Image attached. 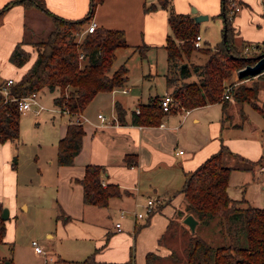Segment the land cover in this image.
Listing matches in <instances>:
<instances>
[{
	"label": "trees",
	"instance_id": "1",
	"mask_svg": "<svg viewBox=\"0 0 264 264\" xmlns=\"http://www.w3.org/2000/svg\"><path fill=\"white\" fill-rule=\"evenodd\" d=\"M100 1L90 0L87 14L77 19L54 14L43 0H9L0 8V23L4 12L15 3H20L25 10L38 8L54 22L45 37L33 42L36 57L19 80L10 84L7 96L0 90V143L10 141L17 144L20 139L21 112L18 110L17 98L23 95L44 88L50 91L57 89L58 94L53 98V103L61 111L67 108L71 117L82 114L98 92L111 91L124 85L127 72L125 64L112 69L115 51L127 46L123 30L97 25L92 32L84 33L80 42H77L78 34L83 31ZM167 1L160 0V6L166 8ZM221 5L218 15L223 21L222 35L226 28L225 38L222 37L214 46L200 47L194 45L199 28L192 14L178 13L173 7H168L167 21L171 34L167 35L164 47L167 56L166 85L172 87L170 95L175 103L173 108L185 110L220 102L223 123L228 118V100L221 96L230 83L233 70L238 72L246 64L254 63L258 55L243 52L248 42L240 41L242 47H238L231 22L235 15H229L228 0H222ZM154 8L153 5L146 10ZM24 43L23 40L18 42L9 55V60L16 66L23 65L29 59L30 53L23 46ZM144 49L142 46L141 50ZM202 60L201 63L197 62ZM192 74L196 79L187 80ZM233 99L248 102L264 116V94L258 97L257 85H238L233 92ZM139 107V113L133 111V124H158L166 112L158 97L150 98L148 103ZM115 111L121 120L124 110L118 102L115 103ZM83 135L82 124L71 121L66 124L65 132L56 146V161L59 165L73 164L82 147ZM227 154L234 153L221 143L215 153L189 172L178 190V193H182V203L176 216L183 219L187 214H192L198 220L193 233L188 229L190 235L184 241L181 252L172 247L166 255L147 252L145 264H264V207H256L243 198L229 196L227 186L230 173L237 167L224 164ZM263 159L245 160L249 165L243 167L252 169ZM16 164L17 156L14 155L13 167L16 168ZM104 172L102 165L87 164L83 176L76 179L82 186L83 203L102 207L107 205L110 197L120 194L117 185H102ZM2 208L0 204V244L6 243ZM182 225L185 226L184 223ZM88 261H93V253L84 262ZM0 262L3 264L4 260L0 259ZM98 264L136 263L130 255L129 259L122 262Z\"/></svg>",
	"mask_w": 264,
	"mask_h": 264
},
{
	"label": "crops",
	"instance_id": "2",
	"mask_svg": "<svg viewBox=\"0 0 264 264\" xmlns=\"http://www.w3.org/2000/svg\"><path fill=\"white\" fill-rule=\"evenodd\" d=\"M8 1L9 0H0V8ZM43 1L50 11L67 19L84 17L88 12L90 3V0ZM221 1L222 0H168L167 7L163 8L160 6V0H101L97 3L95 10L90 17V19L96 21L98 26L108 29H121L124 31L127 46L122 47L125 48L124 52H120H123V57L127 55V58L122 63L121 56V61L119 63L125 64L127 72L126 81L123 86L114 88L111 91L98 92L82 113L85 118L83 123H81L84 129L82 147L79 153L75 156L73 162H76L81 166L82 175L79 178L83 176L84 168L87 164H99L102 165L105 170L102 180L107 184L112 183L117 185L120 190L118 196H113L108 199L106 206L99 207L83 203V211H87L88 215L98 212V217H102L110 211H116L118 214V210L124 208L127 210L126 215L130 213L132 215L134 210L140 211V206H135V203H144L147 198L160 197L162 201L163 199L165 201L166 198H168L166 202H170L172 198H174L173 200L179 198V203L174 207L173 213H170L171 215L162 216V213L160 212L164 205L161 204L152 213L144 215L142 218H134L133 215L135 220L132 224V234L134 235L133 243L135 244V249L140 253V255L137 256L138 260L134 258L136 264H145V256L147 252H155L159 255L168 254L171 247L170 244H167L168 239L165 235L168 231H171L170 226H172V222L177 220L178 217L176 216V211L182 203V193H178V190L184 184L189 172L201 163L204 157H207L210 153L216 150L222 143V140L219 138V146L212 143L209 150L205 153L204 157H202V133L198 134V137H193V140L191 139V141H188L190 137L183 132V129L190 127L187 120L188 115H184L182 109H176L173 107L162 115L158 124H133L131 121L133 111L140 109L139 106L148 103L149 99L152 97H158L160 102L165 94L170 93L172 87L166 85V71L163 92L161 94L151 92L154 84L153 80L157 73L154 69L153 71L150 66H140L139 71L136 72L134 81L133 73L130 71L127 63L128 54L138 49L141 56L146 57L147 54L153 50L162 49L166 51L164 47L166 37L168 34H171L167 21L168 7H173L174 11L178 13L189 14H192L191 8L194 7L198 13L207 14L208 18L205 20H208L214 17H219L218 14L222 7ZM236 1L241 5V9L248 15H257L258 19L252 21L257 25L254 33L257 34L260 32V35L257 38L243 36V26L239 25V19H237L238 13H236L231 20L232 26L234 27L235 38H240V40L238 39L239 42H258V39H260L262 35L264 36V25L261 26L262 21L260 22V19L264 18V0ZM153 5L155 6L154 9L146 10V8ZM260 14L263 18L259 16ZM201 22L198 23V28ZM27 31L26 10L20 3H15L4 12L0 23V84L4 83L6 79L9 78L14 81L18 80L34 61L36 51L33 48H30V43L32 42L26 41ZM201 38L203 39L202 35ZM22 40L25 42L23 46L30 53V59L23 65L16 66L9 60V55L14 46ZM204 41L206 43L208 42L207 39ZM142 46L145 48L144 50L139 49ZM122 48H118L115 51V59H117L119 55L118 51ZM119 65H117V67ZM141 76L143 77V81H147V87L143 82L138 85L139 81L136 80ZM122 89H125V91H122ZM93 101H96L98 104L106 102L109 114L108 116L105 115V121H101L97 116V114L101 112L97 111L95 114L93 111L89 112L87 110ZM116 102H118L124 110L121 120L118 118L115 111ZM216 104L221 105L220 102H217L194 107L189 109V113ZM244 104L252 107L248 102L239 104L237 101H233L230 103L229 108H232L234 105L238 108H242ZM132 105H135V110H132ZM177 113H182L184 118L180 120L174 118ZM227 114L228 118L223 121V123L221 120L223 115L222 110L221 118L219 120H209L207 122V124H209L211 136H214V138H216L218 133L221 134V131L226 128H239L242 126V124H238L237 122H233L232 125H230L229 118H232V115L230 111ZM241 116L242 123L243 119H246V116L244 117L243 112L241 113ZM260 116L264 119V116L261 114ZM191 120L194 122H201L202 116L197 113L191 118ZM64 132L65 128L60 135L61 137ZM181 140H186V143L193 147V154L191 156L186 157V152L182 148L177 147ZM11 149L10 141L0 143V204L2 205L8 186L12 185L15 179V167L12 168L10 162ZM179 150H182V152H179ZM238 156L242 158H238ZM231 157L237 162V168L232 169L231 173L235 170L252 171L255 167L258 168L259 173H264V169L260 170V165L262 163L255 164L252 169H247L243 166L249 165V163L245 162V160L249 159L237 153L226 155V158ZM262 177L261 174L258 176L259 179ZM76 178L79 179L78 177ZM228 194L232 197L229 192ZM22 207L25 209L26 205L23 204ZM84 212H82V218L80 221L83 220ZM68 219L69 216L64 214L63 220L65 221ZM92 224L93 225H90V227L95 230L94 244L96 245L104 235L109 234V230L101 224ZM130 227L131 225L128 228ZM80 229L84 232L79 231L77 235L64 233V235L71 236L77 241L86 239L90 241L93 238V235L91 234L92 229H90V231H88V229ZM122 231L123 225L121 230L117 232ZM114 232H116V230ZM6 233L7 228L5 234ZM46 236L51 238L53 234L51 232H46ZM5 238L7 239L4 235V241ZM116 242L117 241L113 242V238H111L109 246L106 248L107 250L117 249L116 252L112 254H109V252L99 253L96 256V259L93 257V261H88L87 263L82 262V264L122 262L127 260L130 257V252L127 249L128 241L122 244L118 242L117 246ZM160 247L164 248V250L162 251L159 249ZM52 255L54 256L53 263H73L67 258H61L60 255L57 256L53 253ZM142 257L144 258L142 259ZM9 261L14 264L12 260Z\"/></svg>",
	"mask_w": 264,
	"mask_h": 264
},
{
	"label": "rangeland",
	"instance_id": "3",
	"mask_svg": "<svg viewBox=\"0 0 264 264\" xmlns=\"http://www.w3.org/2000/svg\"><path fill=\"white\" fill-rule=\"evenodd\" d=\"M239 6L240 10L237 12V19H239V25L243 26V36L257 38L260 32L257 34L254 33L257 25L252 21L258 19L257 15H248L241 9L240 4ZM259 16L263 18L261 14ZM26 22L28 25L26 41H31L32 43L45 37L52 29L54 23L49 15L35 7L26 10ZM260 22L262 23L261 26L264 25V18L260 19ZM222 28L223 21L221 17H214L202 21L199 25V34L202 35L204 40L207 39L208 41L206 43L202 39V46H214L217 44L222 37ZM83 34V31L78 34L77 42H80ZM238 39L240 40V38L237 37L236 42L238 43V47L241 48L242 44L239 43ZM263 39L264 36L262 35V37L258 39V42L247 43V45L252 44L254 48H249L246 54L264 55ZM32 43H30V48L34 49ZM256 43L260 45L255 46ZM139 49L141 50L142 47ZM120 51L124 52L125 48L118 51L119 55L117 59H114L112 69L120 64L119 62L121 59L123 63L127 58V55L123 57V52ZM165 52V50L157 49L147 54L148 57H142L139 50L136 49L134 52L128 54L127 63L130 71L133 73L134 81L136 72L139 71L140 66H150L152 70L154 69L156 71L157 74L154 77V84L151 92H157L158 94L163 92L165 86V73L167 71V56ZM203 56L206 58V55ZM203 61L204 60L197 62L201 63ZM193 79H196L194 74L187 78V80ZM136 81H139L138 85L143 82L147 87V81H143L142 76ZM230 83L232 84L230 98H224L228 100L226 112L228 113L230 111L232 115V118H229L230 125H232L233 122H237L238 124H242V126L239 128H226L221 131V134L218 133L216 138L211 136L209 124H207V122L209 120H219L221 118V105L216 104L191 111L190 113L188 112L187 120L190 127L183 129V132L190 137L188 141H191L193 137H198V134L202 133V157H204L212 143L219 146L221 139V142L226 145L232 153L242 155L251 161H257L261 156L264 158V119L256 109L249 105L244 104L242 108H238L236 105L232 108H229V106L231 102L236 101L233 99V92L238 85L249 87L257 85L258 97H263L264 71L256 75H249L246 78H240L238 77L237 71L233 70L230 76ZM57 94V89L54 91H50L46 88L39 90L38 99L43 105V109L38 114H35L31 110L21 112L20 139L17 144L10 142L12 148L10 154L11 167L13 168L12 158L14 155L17 156V166L15 168V179L12 185L8 186L7 193L2 201V207H7L9 209L10 216L5 220V226L7 228L5 237H7V239L5 238L6 243L0 244V259L4 261L12 260L14 264H59L53 263V261H47L46 258L48 255L44 256L42 254H37L31 244L32 240H35L42 246L46 253H53L57 256L60 255L61 258L64 257L73 262H61V264H82V262L95 251L96 254L93 253L95 259L99 253L109 252V254H112L116 252L117 249H106L109 246L110 239L113 238V242L117 241L116 246L118 242L122 244L128 241L127 249L130 252L129 254L138 260L137 256H139L140 253L135 249V244L133 243L134 235L132 234V224L135 221L133 214L131 215L130 213L125 217H120L116 211H110L102 217H98V212L88 215L87 211H83L84 204L81 201L82 189L81 185L76 180V177L79 178L82 175L81 166L76 162L71 165H59L56 161L57 141L61 137L60 135L65 125L69 122V115L61 111L59 107L53 103V97ZM238 103L240 104L242 102ZM173 106L174 105H172V107ZM87 110L89 112L93 111L95 114L99 111L101 114L103 113L104 116H108L109 114L106 102L98 104L96 101H93ZM132 110H135V105H132ZM242 112L244 113V117L246 116V119H243L241 123ZM197 113L202 116L201 122H194L191 120ZM174 118L180 120L184 118V116L182 113H177ZM177 147L182 148L186 152V157L193 154V147L187 144L186 140H181ZM219 148L220 146L207 157L215 153ZM207 157H204L201 163H203ZM260 163H262L260 166L262 167L263 165L264 167V161ZM224 164L237 166V162L232 157L225 158ZM252 171H233L228 185V192L234 198H243L251 205L263 208L264 173H259L257 167ZM260 174L263 176L261 179L258 178ZM167 199L168 198H166L165 201L163 199L161 203V205H164L160 212L162 216L171 215L170 213H173L174 207L179 203V198H175V200L172 198L170 202H166ZM23 204L26 205L25 209L22 207ZM142 204L143 202H140L138 205L140 206V211H143ZM82 212H84V216L83 220L80 221ZM64 214L69 216L68 220H63ZM182 220V218L178 217L177 220L173 221L172 226H170L171 231L166 235L168 239L167 244H170V247L179 252H181L184 241L187 240L190 235L187 225H182ZM116 221L121 222L123 225L122 232H114V223ZM92 223L101 224L109 230V234L104 235L96 245L94 244L95 230L90 227V225H93ZM130 225L131 227L128 228ZM80 228L88 229V231L92 229L91 234L93 238L90 241L87 239L77 241L71 236L64 235V233L77 235L79 231L84 232ZM46 232H51L53 236L48 238ZM159 249L162 251L164 250V248L161 247ZM143 258L144 257H142V259ZM0 264L2 263L0 262Z\"/></svg>",
	"mask_w": 264,
	"mask_h": 264
},
{
	"label": "built area",
	"instance_id": "4",
	"mask_svg": "<svg viewBox=\"0 0 264 264\" xmlns=\"http://www.w3.org/2000/svg\"><path fill=\"white\" fill-rule=\"evenodd\" d=\"M228 6L230 8L229 11V15L230 17H232L233 15H235L239 10H240V6L238 4V2L236 0H228ZM97 26V23L95 20L90 19L89 22L85 25V27L83 28V32L87 33V32H92L94 30V28ZM201 35L197 34L194 38V45L196 47H200L202 46L201 44ZM254 48V46L251 45H246L244 46V53L247 52V50L249 48ZM81 57V55H80ZM238 73V72H237ZM14 82L13 79L9 78L6 79V81L2 84H0V90L7 96L8 94V87L10 86V84H12ZM122 91H125V89H122ZM232 92V84L229 83L226 85V87L224 88V92L222 97L223 98H230ZM18 99V110L20 112H24L26 110H31L33 111L35 114H38L42 109H43V105L39 102L38 99V91H34V92H30L26 95L21 96ZM160 104L163 108L164 111H168L172 105H174V100L172 98V96L170 95V93L165 94L161 100H160ZM64 112H66L68 115L69 110L67 108H65ZM137 113H139V109L136 110ZM189 112V109H185L183 110L184 115H186ZM98 118L101 121H105L106 120V116H104L101 113L97 114ZM85 120V118L83 117L82 114H77V115H73L71 116V122H76V123H83V121ZM179 152H182V150H179ZM264 167H261L260 169L262 170ZM105 182L102 180V185L105 186ZM162 203V199L160 197H150L147 198L145 200V202L142 204L143 206V211H133V215L134 218H142L144 215L150 214L152 213L160 204ZM140 203H135V206H138ZM127 213V210L124 208H120L118 210V215L120 217H125ZM114 228L116 231H120L122 228V224L119 221H116L114 224ZM34 251L37 254H42L44 256L48 255V257L46 258V260L48 261H53V255L51 253H46L44 251V249L42 248L41 245H39L35 240H32L31 242Z\"/></svg>",
	"mask_w": 264,
	"mask_h": 264
},
{
	"label": "water",
	"instance_id": "5",
	"mask_svg": "<svg viewBox=\"0 0 264 264\" xmlns=\"http://www.w3.org/2000/svg\"><path fill=\"white\" fill-rule=\"evenodd\" d=\"M192 18L195 22L199 23L208 18L207 14L198 13L196 8H191ZM226 35V28L224 27L222 37L225 38ZM264 71V55L258 56L254 59V63L246 64L242 68L238 70V77L245 76V75H256L260 72ZM9 216V209L7 207H3L1 210V218L6 220ZM182 222L187 225L189 231L193 233L195 231L196 225L198 220L192 215L187 214ZM4 264H10L9 261H4Z\"/></svg>",
	"mask_w": 264,
	"mask_h": 264
}]
</instances>
